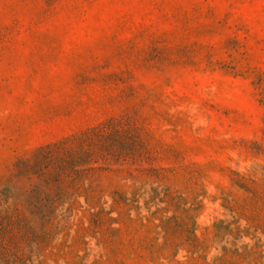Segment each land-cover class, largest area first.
<instances>
[{
    "label": "rangeland",
    "instance_id": "374dc122",
    "mask_svg": "<svg viewBox=\"0 0 264 264\" xmlns=\"http://www.w3.org/2000/svg\"><path fill=\"white\" fill-rule=\"evenodd\" d=\"M0 264H264V0H0Z\"/></svg>",
    "mask_w": 264,
    "mask_h": 264
}]
</instances>
